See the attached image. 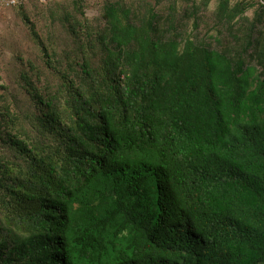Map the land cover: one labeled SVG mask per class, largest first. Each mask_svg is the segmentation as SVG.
<instances>
[{
  "label": "trees",
  "instance_id": "trees-1",
  "mask_svg": "<svg viewBox=\"0 0 264 264\" xmlns=\"http://www.w3.org/2000/svg\"><path fill=\"white\" fill-rule=\"evenodd\" d=\"M165 1L70 0L60 55L17 7L43 66L0 86V264H264V5Z\"/></svg>",
  "mask_w": 264,
  "mask_h": 264
},
{
  "label": "rangeland",
  "instance_id": "rangeland-1",
  "mask_svg": "<svg viewBox=\"0 0 264 264\" xmlns=\"http://www.w3.org/2000/svg\"><path fill=\"white\" fill-rule=\"evenodd\" d=\"M86 7L83 9L85 17L90 19L91 22L96 23L99 21V3L100 0H84ZM169 1L166 0L164 6H167ZM206 0H196L198 4H203ZM254 2L256 0H229L230 5L233 6L238 2ZM45 8H35L32 4H27L26 13L31 21L36 25L41 39L45 42L46 38H52L53 42L46 43L49 52L53 53L55 50L62 53V50L66 47L72 46L75 48V41L68 34V30L62 20L59 18L63 15V8H68L70 0H47ZM178 11H181L185 3L183 1H176ZM218 0H209L207 3V9L204 13L207 16H211L212 12L217 9ZM201 7V6H200ZM51 12L54 14L53 19L50 18ZM254 9H248L243 17L249 19L253 18ZM97 21V22H98ZM206 26L210 25V22H204ZM47 25V28L45 27ZM95 25V24H94ZM188 34L193 28V19L188 24ZM201 36L204 35L205 29L200 27ZM215 32L209 33L214 35ZM49 41V40H47ZM55 49V50H54ZM55 51V52H56ZM23 54V55H21ZM50 54V53H49ZM16 56H22L26 59H37L38 63L43 66L42 53L39 51V47L32 41L28 28L22 22L17 8L7 9L0 12V68L3 69L1 75L3 78L0 79V86H6L10 83L13 86L15 82V76L18 72L16 67ZM14 80V82H13ZM17 88L14 87L13 93H16ZM2 90L0 89V94ZM21 97V95H20Z\"/></svg>",
  "mask_w": 264,
  "mask_h": 264
},
{
  "label": "built area",
  "instance_id": "built-area-1",
  "mask_svg": "<svg viewBox=\"0 0 264 264\" xmlns=\"http://www.w3.org/2000/svg\"><path fill=\"white\" fill-rule=\"evenodd\" d=\"M28 0H0V12L7 9L17 8L25 4ZM47 1V0H41ZM258 3L264 5V0H256Z\"/></svg>",
  "mask_w": 264,
  "mask_h": 264
}]
</instances>
